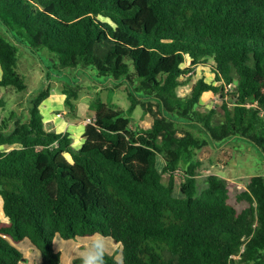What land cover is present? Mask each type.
I'll return each instance as SVG.
<instances>
[{"label": "trees", "instance_id": "obj_1", "mask_svg": "<svg viewBox=\"0 0 264 264\" xmlns=\"http://www.w3.org/2000/svg\"><path fill=\"white\" fill-rule=\"evenodd\" d=\"M0 27V88H26L9 37L45 49L61 70L126 84L131 103L124 112L90 100L94 119L78 149L43 120L50 87L27 121L0 115V264H19L24 240L41 264H61L56 237L95 235L121 245V264H264V176L245 181L240 210L225 179L207 175L200 191L197 179L198 153L210 145L242 139L264 157V0H0ZM199 66L213 80L190 85ZM60 91L66 118L75 117L78 87ZM206 93L219 108L200 109ZM5 103L0 96V111ZM138 105L151 113L149 128L131 125ZM116 260L96 248L93 264Z\"/></svg>", "mask_w": 264, "mask_h": 264}, {"label": "rangeland", "instance_id": "obj_2", "mask_svg": "<svg viewBox=\"0 0 264 264\" xmlns=\"http://www.w3.org/2000/svg\"><path fill=\"white\" fill-rule=\"evenodd\" d=\"M0 29L5 30L3 27ZM1 33V32H0ZM7 37V36H6ZM7 39V38H6ZM8 37V41L16 47L17 51V72L24 79V84L26 88L22 91L11 90L0 88V95L5 100V107L0 111L2 119L7 120L10 117L11 112H14V118L8 119L9 124L14 121L24 122L29 118V108L31 106V101L37 97L40 93L46 91L48 87L51 88V95L55 96L64 87L77 86L79 89V98L76 101V112L75 117L68 116L69 120L76 125L78 132L82 130V121H85L88 117H93V112L88 110V103L90 100L100 98L101 101L105 103L113 104L118 110L127 111L131 105L128 99L129 88L126 84L117 85L114 82H108L104 78H96L91 73H84L81 71L76 72L73 69L61 70L57 66V60L52 54H50L45 49L40 50L37 53H32L26 46L13 42ZM133 72V69L131 68ZM201 76H205L207 81L213 80L211 72L205 66H199L195 69L192 74V85L195 80ZM230 89V88H229ZM7 92V93H5ZM189 92V86L181 89L179 91L180 95L187 94ZM53 101V100H52ZM49 102V101H48ZM221 99L218 96L203 94L201 96V110L206 108H219ZM42 106V105H41ZM40 106V107H41ZM153 110L155 106L152 104ZM54 109H58L54 107ZM65 114V108L63 107ZM219 111V109H218ZM59 112V111H55ZM61 112V111H60ZM44 114V112H43ZM57 117H60L57 115ZM65 117H67L65 115ZM131 120V125L134 127L140 126L142 128H149L152 123L151 113L144 114L142 106H136L132 113L129 115ZM46 120V118H44ZM8 126V121L6 122ZM79 124V125H78ZM74 128H69L68 132L72 134ZM186 130L193 132L198 136L202 135L194 126H185ZM72 131V132H71ZM74 133V132H73ZM75 140L80 141V138ZM3 151L10 150L8 147H2ZM198 157L203 162V167L199 173L198 188L199 191L203 188V180L205 176L213 174L225 179L229 186V202L237 207L238 210L242 209L243 203L236 202V195L244 189L245 181L252 176H264V157L260 153L259 149L248 143L246 140L236 139L228 141L222 144L220 147L216 148L214 145L206 147L205 149L199 151ZM158 169L161 170L163 163L161 158L157 161ZM168 176H163V182L167 183ZM181 183V176L176 174L175 176V189L174 194L176 196L180 195L179 185ZM99 239L95 240L94 249H89L84 254L83 259L84 264H93L96 257V248L102 249L105 253L109 255H114L117 259L116 261L121 264V245L115 243L109 237H102L100 235ZM80 238H77L78 240ZM76 242L75 240H69ZM23 243H18L19 251H25L26 245ZM60 238L57 239V247H60L63 253L69 250L68 245H66ZM17 244H15L16 246ZM55 249V248H54ZM59 252V251H58ZM69 253V252H68ZM68 253L66 255H68ZM77 256V254H76ZM82 264V263H81Z\"/></svg>", "mask_w": 264, "mask_h": 264}, {"label": "crops", "instance_id": "obj_3", "mask_svg": "<svg viewBox=\"0 0 264 264\" xmlns=\"http://www.w3.org/2000/svg\"><path fill=\"white\" fill-rule=\"evenodd\" d=\"M0 77H1V70H0ZM1 91V90H0ZM53 95V94H52ZM51 94L49 97L43 102L42 106L40 107L41 115L43 116L44 121H52L56 127V130L60 133H68L72 140V146L74 149H78L81 144L84 141L83 138V132L84 128L86 126L85 121H82V130L81 132H78L76 129V125H73L74 123L69 120V118L65 117V112L63 110V103L65 96L61 93H57L55 96H52ZM1 96V95H0ZM53 100V101H52ZM49 101V102H48ZM54 107H57L58 109H54ZM59 111V112H55ZM61 111V112H60ZM66 111V110H65ZM44 112V114H43ZM59 115L60 117H57ZM67 116V115H66ZM46 118V120L44 119ZM79 125V124H78ZM151 126V125H150ZM74 128L72 131V134L68 132L69 128ZM77 138H80V141L75 140ZM249 143V142H248ZM59 237H56L54 239V248L56 251H59L62 254V263L61 264H76L75 260L79 258H83L84 254L89 249H94L95 240L99 239L98 235H95L92 238H80L78 240L73 241H66L64 242L66 245H68L69 250L65 253H63L62 249L60 247H57V239ZM23 245H26L25 251H22L20 249V252L23 255V259L19 264H41V258L38 250L33 247L29 241L25 240ZM20 243H23L20 242ZM19 244H17L15 247L19 249ZM69 252V253H68ZM68 253V255H66ZM77 254V256H76ZM84 259V258H83Z\"/></svg>", "mask_w": 264, "mask_h": 264}, {"label": "built area", "instance_id": "obj_4", "mask_svg": "<svg viewBox=\"0 0 264 264\" xmlns=\"http://www.w3.org/2000/svg\"><path fill=\"white\" fill-rule=\"evenodd\" d=\"M228 88H229V86H228ZM93 119H94L93 117H88L85 119V123L88 124V123L92 122Z\"/></svg>", "mask_w": 264, "mask_h": 264}]
</instances>
